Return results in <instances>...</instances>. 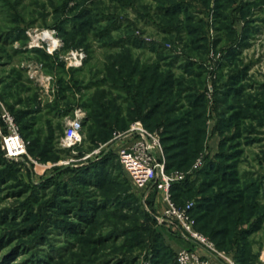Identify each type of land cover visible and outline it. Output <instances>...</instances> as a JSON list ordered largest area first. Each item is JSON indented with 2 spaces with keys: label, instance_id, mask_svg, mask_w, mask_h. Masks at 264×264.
Instances as JSON below:
<instances>
[{
  "label": "rangeland",
  "instance_id": "obj_1",
  "mask_svg": "<svg viewBox=\"0 0 264 264\" xmlns=\"http://www.w3.org/2000/svg\"><path fill=\"white\" fill-rule=\"evenodd\" d=\"M2 109L25 150L0 155V264H181L182 249L264 264V0H0ZM78 109L83 141L62 148ZM139 123L204 243L186 241L164 193L122 168L116 152ZM106 155L103 186L80 180L58 202L59 180ZM234 192L239 202L198 220L204 198ZM88 198L117 202L63 232Z\"/></svg>",
  "mask_w": 264,
  "mask_h": 264
},
{
  "label": "built area",
  "instance_id": "obj_2",
  "mask_svg": "<svg viewBox=\"0 0 264 264\" xmlns=\"http://www.w3.org/2000/svg\"><path fill=\"white\" fill-rule=\"evenodd\" d=\"M79 57H81V54H79ZM0 116L8 130L7 134L1 136L0 143L3 144V146L1 144V150L4 148L2 154L7 159L16 160L24 152L25 144L18 136V127L14 125L11 115L2 109ZM83 117L84 113L78 109L75 112L74 118L66 121L63 135L59 139L60 147L73 149L83 141L81 135ZM133 135H137L139 139L116 152L122 168L129 173L131 181L136 187H146L148 183L152 182L156 189L164 193L168 207L163 214L166 217L174 216L181 221V227L178 229L186 241L193 242L197 240L200 243H204L205 240H202L192 231L191 225L189 223L185 224L186 213L176 210L169 198L173 179L164 175L163 162L159 164L154 157L156 144L158 145V138L147 133L141 123L134 125L125 137ZM85 158H88V156ZM163 218H158V220L164 221L165 218ZM200 255L202 254L182 249L177 253V259L181 264H211L209 260L199 258L201 257ZM210 255L212 258H215L212 253Z\"/></svg>",
  "mask_w": 264,
  "mask_h": 264
},
{
  "label": "trees",
  "instance_id": "obj_3",
  "mask_svg": "<svg viewBox=\"0 0 264 264\" xmlns=\"http://www.w3.org/2000/svg\"><path fill=\"white\" fill-rule=\"evenodd\" d=\"M149 114V113H148ZM0 155L3 157L2 151H1V146H0ZM180 154L177 153L176 156H179ZM174 155L169 156V159L173 158ZM110 159L111 156L106 155L103 158L97 159L94 161H91L89 164L81 166L80 168H72L71 171L73 172V176L71 177V179L69 181H63V180H59V183H56V187H57V192L58 195L60 196V199L58 202L63 203V201H65V197L67 194L71 193L70 189H73V184H77L80 183L81 181H85L86 179H89L90 183L92 185H94L95 187H101L103 186V176L104 174H106V171L104 170V168L106 166H108V164H110ZM67 169V168H65ZM89 176V177H88ZM50 182H52V179L50 180ZM50 182H48L50 184ZM47 183V184H48ZM177 185V184H176ZM175 186V185H174ZM177 186L174 187V189ZM173 189V190H174ZM238 193L234 192L232 197H229L228 202L223 200L222 202H218V200L220 199V194L213 196L214 199H210V197H206V199L204 198L203 202H200L194 209L200 210V212H203V215H201L199 217V221H202L209 213L210 211H213V209L217 208L219 205L225 204L227 203L228 205L230 204H236V202H239V200L237 199V197H239V199L241 198L240 195H237ZM237 196V197H236ZM56 197L51 201L53 203L57 202L56 201ZM237 200V201H236ZM115 202L117 201H107V200H93V199H86L85 201L82 202L81 206H79L76 210L77 212L74 213V215L76 216V221L74 222H68L65 226L62 227L63 232L67 233V232H73V233H78L79 231L82 230V227L85 225H89L91 223H93L97 216L96 214L98 213V211L100 209H104V208H109V205L111 204H115ZM55 205H57V203H55ZM204 211L206 213H204ZM225 232L224 230H216L212 233L213 235H219V233H223ZM158 247V246H157ZM237 264H240V257H237ZM41 263V262H40Z\"/></svg>",
  "mask_w": 264,
  "mask_h": 264
},
{
  "label": "bare ground",
  "instance_id": "obj_4",
  "mask_svg": "<svg viewBox=\"0 0 264 264\" xmlns=\"http://www.w3.org/2000/svg\"><path fill=\"white\" fill-rule=\"evenodd\" d=\"M39 39H40V38H39ZM45 39H46V40H50V42H51V43H54V41L52 40V39H53L52 35H51V34H49V33H47V32L45 33V35H44V37H43V40H42V41L44 42V41H45Z\"/></svg>",
  "mask_w": 264,
  "mask_h": 264
},
{
  "label": "water",
  "instance_id": "obj_5",
  "mask_svg": "<svg viewBox=\"0 0 264 264\" xmlns=\"http://www.w3.org/2000/svg\"><path fill=\"white\" fill-rule=\"evenodd\" d=\"M1 144H2V143H1ZM2 146H3V144H2ZM2 152H4V148H3Z\"/></svg>",
  "mask_w": 264,
  "mask_h": 264
}]
</instances>
